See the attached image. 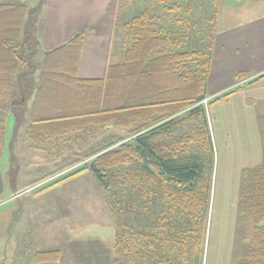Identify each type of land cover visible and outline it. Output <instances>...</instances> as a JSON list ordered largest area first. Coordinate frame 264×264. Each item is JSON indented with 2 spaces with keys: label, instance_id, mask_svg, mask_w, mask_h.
Returning a JSON list of instances; mask_svg holds the SVG:
<instances>
[{
  "label": "trees",
  "instance_id": "trees-1",
  "mask_svg": "<svg viewBox=\"0 0 264 264\" xmlns=\"http://www.w3.org/2000/svg\"><path fill=\"white\" fill-rule=\"evenodd\" d=\"M179 8L178 3L166 7ZM35 12L17 0H0V107L27 105L31 98L24 134L35 148L94 127L127 130L100 145L90 161L71 163L77 166L42 189L84 171L94 176L115 226L114 264H202L214 163L202 100L217 14L211 17L207 48L184 50L182 38L155 26L143 10L120 24V52L115 62L107 63L104 76L80 79L76 69L90 28L44 51L39 67H33L24 46L32 39ZM35 72L36 87L30 92L29 74ZM16 87L21 98H11ZM243 170L250 174L251 185L238 194L237 208L249 217L253 238L243 260L235 264H264V164ZM36 256L52 261L59 251Z\"/></svg>",
  "mask_w": 264,
  "mask_h": 264
},
{
  "label": "rangeland",
  "instance_id": "rangeland-1",
  "mask_svg": "<svg viewBox=\"0 0 264 264\" xmlns=\"http://www.w3.org/2000/svg\"><path fill=\"white\" fill-rule=\"evenodd\" d=\"M245 1L216 0V3H214L212 0H118L115 11V28L111 36L109 62H114L120 52V24L143 10H147L150 13L155 26H162L172 36L182 38V49L203 50L209 44V35L213 25L211 17L215 13H218L221 18L232 19L237 24L254 18L253 11L249 10L247 12L245 7H249L252 1L248 0L246 3ZM17 2L26 4L30 10L34 7L36 8L31 20L34 22L32 39L24 46V51L29 55V61L33 67L36 66L38 68L45 49L44 36L47 31L45 28V9L47 0H17ZM172 3H178L180 8L167 10L166 7ZM258 7L260 6H257V9H259ZM252 9L258 12L256 8ZM261 11H264V9L262 8ZM32 75L29 74L31 82H29L28 91L30 92L36 87L34 81L36 72ZM225 96H221L219 99L225 98ZM17 97V91L14 90L11 98ZM211 100L208 99V101ZM207 102L204 105L207 106L209 104V107L207 106V114L209 121H211L214 163L210 211L202 264H224V262L227 264V261L224 260H228L229 264H235L243 260L244 254L252 245L253 232L250 219L246 214L238 212L237 203L239 200L238 194L245 193L251 185V176L243 169L252 168L254 165L243 167L237 173L235 169L238 165L233 161L236 157H230L232 153L231 155L226 153L224 151L226 149L220 143L223 137L230 140L235 139L234 135L237 134L238 128L234 120L225 122L228 118L222 116V108L218 102L212 105L210 103L207 104ZM27 112L28 104L0 107V168L2 171V184H0L6 189L3 195L5 196L4 198H7L0 204V264L30 263L29 251L26 248H21V243L18 239L21 233L29 234L34 229L36 232L38 231L37 240L44 236L45 240H50V235H53L57 228L55 221L52 219L53 216L44 215L46 211L43 210L39 213V219L33 220L32 215L36 213L27 218L26 215L22 216L20 214L18 207L27 202L46 204L50 201L49 199H52L53 195V197H56L54 192L58 193L59 196H65L70 199L69 224L71 231L69 235L83 236L84 242L81 240L80 242H74V244L77 243L79 245L81 243L79 246L81 251L89 252L91 258H93L94 250L104 247V242L110 244L113 221L109 211L110 217L103 215H108V213H105L106 201L102 207H99L98 201L93 198L94 185L96 189L100 190V188L90 172L75 180H71L63 188L44 194L35 198V200L31 199L34 190L31 193L20 194L21 196L18 200L17 198L9 197L11 196V190L17 192L27 185L42 180L41 178L51 168L61 166L65 164L67 159L74 158V156L57 154H53L52 158L50 157L52 154L35 153L27 150V141L24 134L28 124ZM256 118L255 131L258 134L259 142H263L264 148V114H257ZM239 131H244L249 135L250 128L247 127L245 130ZM228 148L230 149L229 146ZM23 153L30 154L31 157L29 159L31 161H27L21 155ZM234 178L237 180L238 187L235 191L236 193L234 191L233 193L231 192ZM47 183V181H44L37 186L40 187ZM97 194L98 192L96 191ZM236 195L237 198L235 197ZM1 196L0 200L2 199ZM232 198H234L233 203H231ZM106 219L110 221V224L107 223ZM261 224H264V219ZM45 231L49 236H46ZM99 238H103V240ZM223 244L228 246V251L227 255L223 254V256H220L221 253L217 249L222 251ZM217 255L219 257L215 260L214 257Z\"/></svg>",
  "mask_w": 264,
  "mask_h": 264
},
{
  "label": "crops",
  "instance_id": "crops-1",
  "mask_svg": "<svg viewBox=\"0 0 264 264\" xmlns=\"http://www.w3.org/2000/svg\"><path fill=\"white\" fill-rule=\"evenodd\" d=\"M251 1L250 6L245 7L247 8V12L249 10L253 11L254 18L245 22L237 24L232 19L221 18L217 13L211 63L206 82V99H214L224 94L227 95L225 98L222 97L210 103V105L218 102L222 108V116L228 118L225 122L234 120L238 128L237 134L234 135L235 139L230 140L223 137L220 143L226 149L224 150L226 153H230V155L232 153L230 157H236L233 161L238 165L235 169L237 173L243 167L264 164L263 142H259L258 134L255 131L257 124L256 115L264 114V77L251 84L248 83L252 79L264 74V11H261L262 8L264 9V4L256 0ZM116 5L117 0H47L45 9V28L47 31L44 36V51L62 44L78 30L88 27L90 31L84 34L81 44L80 59L76 69L77 77L80 79L102 78L107 63L110 60L109 52ZM231 6L233 7V5ZM257 6L261 8L258 7L259 9H257ZM252 8H256L258 12ZM38 73L36 76H38ZM238 73H244V75L239 78L237 77ZM15 90L17 91V87ZM30 104L31 98L28 101V110ZM207 106L209 107V104ZM254 114L256 115L254 116ZM209 127L211 132V121H209ZM247 127L250 128L249 135L244 131H239L245 130ZM126 132L127 130L125 129H118L113 126L94 127L88 132H70L57 138L48 139L40 148L33 147L31 142L26 138V148L30 152L52 154L50 156L52 158L53 154L74 156V158L67 159L65 164L61 166L51 168L41 178L42 180L27 185L17 192L11 190V196L9 197L17 198L18 200L21 196L20 194L31 193L34 190L31 199L35 200V198L44 194L63 188L66 183L89 173V171H84L46 189H42V186L45 184L40 187L37 185L44 181L50 182L77 166L76 164L70 165L71 163L81 164L90 161L95 156L92 153L100 145L114 141L119 136H124ZM21 155L27 161H31L29 159L31 157L30 154L23 153ZM235 178L231 186L232 193L233 191L236 193L235 191L238 188ZM1 180L2 171L0 168V183ZM1 184L0 196L6 190ZM98 186L101 191L96 189L94 185L93 198L98 201L99 207H102L106 199L99 184ZM96 191L98 192L97 195ZM54 194H56V197H53V195L52 199H49L50 201L46 204L27 202L18 207L20 214L22 216L26 215L27 218L36 213L32 215L33 220H38L40 217L39 213L44 210L46 211L44 215L53 216L52 219L57 226L53 235H50L51 238L48 237L50 240H45V236L37 240L38 231L36 232L34 229L29 234L21 233L18 236L21 248H26L29 251L28 253L31 257L29 264H114L116 257L114 254V223L112 222L113 228L110 244L104 242L105 246L94 250L95 253L93 254V258H91L89 252L81 251L79 247L81 243L79 245L77 243L74 244V242H80L81 240L84 242V237L69 235L71 231L69 224L70 199L65 196H59L56 192ZM4 197V195L1 196L0 204L7 199ZM235 197L237 198V195ZM233 200L234 198H232L231 203H233ZM105 207V213L110 212L107 201ZM103 215L107 217L109 213L108 215ZM106 220L110 224V221ZM45 234L49 236L46 231ZM99 239L103 240V238ZM49 250H58V258L52 261L37 260L36 255L38 252ZM217 251L221 253L220 256H223V254L227 255L228 246L223 244L222 251H219V249ZM218 257L219 255L214 257V259L217 260ZM224 261H227V264H229L228 260ZM130 264H133V261Z\"/></svg>",
  "mask_w": 264,
  "mask_h": 264
},
{
  "label": "built area",
  "instance_id": "built-area-1",
  "mask_svg": "<svg viewBox=\"0 0 264 264\" xmlns=\"http://www.w3.org/2000/svg\"><path fill=\"white\" fill-rule=\"evenodd\" d=\"M206 102H207V99L206 98L202 100V103L203 104H206Z\"/></svg>",
  "mask_w": 264,
  "mask_h": 264
}]
</instances>
